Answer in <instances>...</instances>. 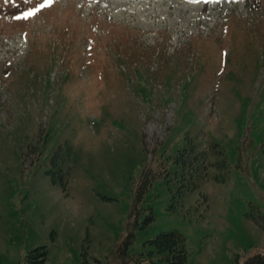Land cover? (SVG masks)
I'll return each instance as SVG.
<instances>
[{"label": "rangeland", "instance_id": "rangeland-1", "mask_svg": "<svg viewBox=\"0 0 264 264\" xmlns=\"http://www.w3.org/2000/svg\"><path fill=\"white\" fill-rule=\"evenodd\" d=\"M171 229L185 264L264 247V0L0 12V264H166Z\"/></svg>", "mask_w": 264, "mask_h": 264}, {"label": "trees", "instance_id": "trees-1", "mask_svg": "<svg viewBox=\"0 0 264 264\" xmlns=\"http://www.w3.org/2000/svg\"><path fill=\"white\" fill-rule=\"evenodd\" d=\"M190 147L185 150L195 151L196 145L189 142ZM184 149L181 148V151ZM201 154L202 152H197ZM226 162V158L223 159ZM153 214L151 213L149 218ZM152 241L156 245V252L159 260H166V264H184L187 260L188 249L186 236L177 229L159 232ZM47 256L45 245H38L32 248L27 254L26 264H42ZM243 264H264V248H257L248 253Z\"/></svg>", "mask_w": 264, "mask_h": 264}]
</instances>
